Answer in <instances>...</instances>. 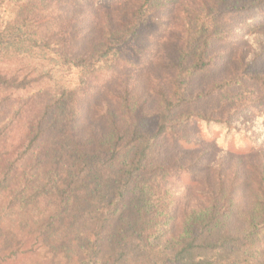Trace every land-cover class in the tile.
<instances>
[{"label":"trees","instance_id":"trees-1","mask_svg":"<svg viewBox=\"0 0 264 264\" xmlns=\"http://www.w3.org/2000/svg\"><path fill=\"white\" fill-rule=\"evenodd\" d=\"M116 1L0 0V264H264L263 178L255 183V207L236 223L220 181H202L204 204L184 209L179 232L169 237L158 231L152 208L164 173L179 170L165 163V150L205 143L197 136L210 128L224 130L223 142L231 134L239 139L219 102L247 83L264 91V72L249 69L255 53L264 58V38L246 47L251 60L239 56L233 79L214 81L211 40L221 27L233 42L263 30L264 0H231L223 14L214 4L211 15L203 5L201 24L187 31L149 116L116 97L113 108L97 110L105 129L85 133V106L98 84L114 81L102 67L112 47L83 53L55 8ZM230 36L218 40L230 44Z\"/></svg>","mask_w":264,"mask_h":264},{"label":"rangeland","instance_id":"rangeland-1","mask_svg":"<svg viewBox=\"0 0 264 264\" xmlns=\"http://www.w3.org/2000/svg\"><path fill=\"white\" fill-rule=\"evenodd\" d=\"M152 2L144 6L143 0H118L110 7L101 9L94 4L64 10L61 5L56 6L63 22H71L69 32L76 37L83 53L98 51L107 43L112 47L111 55L102 67L110 71L114 81L109 85H97L98 94L84 108L86 121L83 132L105 129V124L95 118L99 114L97 110L104 104L113 108L116 97L121 99L120 103L124 100L129 103L128 107L140 111L142 117H148L154 104L153 93L165 84L171 75V63L176 62L180 50L189 42L187 31L201 24L203 5L209 7L208 15L212 14L214 4L220 5L217 12L223 14L221 7L223 4L229 5L231 0ZM243 4L247 2L243 1ZM56 10L55 13H58ZM8 13L6 10L4 16ZM254 32L246 31L243 40L235 34L236 42H233L234 35L230 36L232 31L229 28L216 29V36L211 40L215 41L211 54L216 61V70L211 80L233 79V71L241 54L243 61L251 60L249 48L246 47L254 46L258 36L260 40L264 38V29ZM218 33L229 35L232 42L223 44L222 39L218 40L223 36L217 37ZM127 49L133 51L135 58H129L125 52ZM254 56L256 59L251 60L249 69L264 72V58H259L258 53ZM19 68L23 70V64ZM245 73L246 70L243 75ZM101 75L104 77V71ZM100 80L98 77L96 81ZM244 82L248 81L245 79ZM256 88L247 83L243 89H231L229 94H221L219 104L224 103L222 113L228 118L230 129L240 133L239 139L231 134L223 142L224 130L210 128L209 136L204 131L198 133L197 137L205 139V143L193 144L185 149L165 150V163L179 170L164 173L162 188L155 192L160 194L159 200H152L154 217L161 221L156 226L162 236L169 237L179 232L176 225L183 223L184 209L204 204L201 198L205 192L204 180L212 187L220 181L222 189L229 193L228 205L233 211L231 222L241 220L255 207V183L264 179V91ZM32 94H20L19 100L24 101ZM192 133L194 130H187L190 139ZM176 176L177 179L174 178ZM259 253L264 256V239L259 245Z\"/></svg>","mask_w":264,"mask_h":264}]
</instances>
